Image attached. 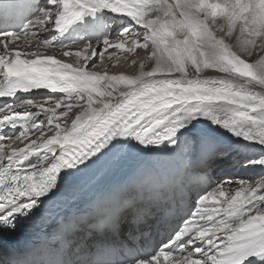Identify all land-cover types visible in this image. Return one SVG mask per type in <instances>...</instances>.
<instances>
[{
    "label": "snow or ice",
    "instance_id": "1",
    "mask_svg": "<svg viewBox=\"0 0 264 264\" xmlns=\"http://www.w3.org/2000/svg\"><path fill=\"white\" fill-rule=\"evenodd\" d=\"M0 15L22 18L19 30L0 29V236L85 172L153 146H202L220 159L259 146L260 158L240 165L264 168V0H25L0 4ZM76 29L85 35L65 45ZM33 39L67 49L75 63L20 50ZM137 49H150V70L144 60L136 75L93 70L106 54ZM205 122L215 127H198ZM210 184L170 224L150 218L132 183L101 192L71 224L121 237L133 252L120 264H264V179ZM165 226L166 242L136 247L137 235L143 247L145 231Z\"/></svg>",
    "mask_w": 264,
    "mask_h": 264
},
{
    "label": "bare ground",
    "instance_id": "2",
    "mask_svg": "<svg viewBox=\"0 0 264 264\" xmlns=\"http://www.w3.org/2000/svg\"><path fill=\"white\" fill-rule=\"evenodd\" d=\"M53 33H41L40 34V39H47L50 37ZM141 37L143 36V31L141 30L140 32ZM39 41L32 40L30 44L25 45L23 40L20 42V50L24 52H32V51H40L41 53L44 54H55L58 59L63 60L64 62L67 63H75V60L72 56L65 57L63 55V52L66 51L67 49H55L53 47L50 48H43L39 47L37 48L36 45ZM76 47L72 48V51H75ZM111 51V50H110ZM150 51V49L148 50ZM148 51H145L143 49H137L136 52L133 53H123V54H112L111 57H109L107 54L105 55L104 59L102 61H98L95 65V68L93 70H98V71H105L107 70L110 74H119V73H124L126 75H136L140 71V61L144 60V70L148 71L151 69L153 66V62L149 59H147L148 56ZM122 58H125L122 60ZM122 60V61H121ZM135 60L136 63H132V61ZM123 67L124 70L120 71V68ZM203 75L207 76H216V75H224L222 73H216L214 71H207ZM54 98L59 95V94H51ZM35 110V109H33ZM62 110V109H60ZM58 110V111H60ZM78 109H73L71 112H69L68 116L61 117V120H67L70 122L71 119L74 118L76 112H78ZM198 127L207 129L209 127H215V126H210L207 122L199 125ZM220 131H224L221 129ZM39 133H35V135H38ZM34 138V137H30ZM227 139V137H225ZM154 148H158V151H153L150 152L151 158L153 163H158L160 161H163L165 164H169L173 162L175 159H183L188 162L190 165L192 161L194 160L195 157L203 155V152H207L208 149L203 148L202 146H197V147H190L188 145L182 144L181 147L176 148L172 145H160V146H153ZM212 151V149H210ZM138 160V153H134L128 156H124L123 158L117 157L113 160L107 161L102 163L97 167V170L94 172L95 179L100 180V185L101 183L106 179V177L111 178L114 175H118L122 173L123 175L125 174L126 168L132 164L135 163ZM105 164V166H103ZM225 179H228V177H225ZM245 180L246 182L249 183H256L257 181L264 179V170H262L257 176L253 177H236L233 180ZM95 182L90 181L89 184L87 185H82L81 189H86L87 192H93L95 190ZM231 187H236V185H232Z\"/></svg>",
    "mask_w": 264,
    "mask_h": 264
},
{
    "label": "rangeland",
    "instance_id": "3",
    "mask_svg": "<svg viewBox=\"0 0 264 264\" xmlns=\"http://www.w3.org/2000/svg\"><path fill=\"white\" fill-rule=\"evenodd\" d=\"M233 43H234V41H233ZM252 59L255 60V59H257V57L254 56V57H252Z\"/></svg>",
    "mask_w": 264,
    "mask_h": 264
}]
</instances>
